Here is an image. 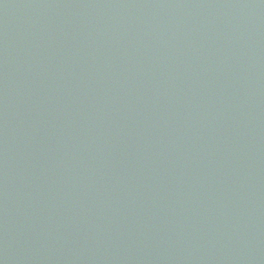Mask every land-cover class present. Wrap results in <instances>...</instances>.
Instances as JSON below:
<instances>
[{"label":"water","instance_id":"1","mask_svg":"<svg viewBox=\"0 0 264 264\" xmlns=\"http://www.w3.org/2000/svg\"><path fill=\"white\" fill-rule=\"evenodd\" d=\"M0 264H264V0H0Z\"/></svg>","mask_w":264,"mask_h":264}]
</instances>
